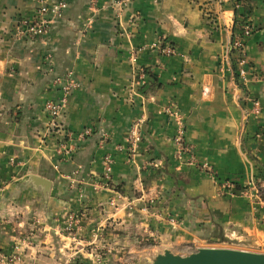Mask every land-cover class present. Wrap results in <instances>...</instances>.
I'll list each match as a JSON object with an SVG mask.
<instances>
[{"label":"crops","instance_id":"obj_1","mask_svg":"<svg viewBox=\"0 0 264 264\" xmlns=\"http://www.w3.org/2000/svg\"><path fill=\"white\" fill-rule=\"evenodd\" d=\"M40 1L54 2L0 0V264L15 253L18 264H55L59 252L49 245L62 224L55 217L82 203L99 216L116 189L119 222L159 231L156 257L199 240L264 254V187L259 205L218 191L226 182L240 191L251 177L264 185V0H251L246 13L247 83L229 54L238 0H134L120 22L114 0H69L48 34L32 40L22 23L38 18ZM141 71L146 82L136 87ZM68 73L79 88L51 128L45 105L60 98L53 82ZM169 110L183 116L187 143L214 174L177 159ZM143 115L134 162L127 137ZM91 129L67 143V133ZM66 143L76 148L71 157L61 151ZM106 156L114 160L110 190ZM32 176L49 180L50 191ZM25 239L36 243L25 249Z\"/></svg>","mask_w":264,"mask_h":264},{"label":"rangeland","instance_id":"obj_2","mask_svg":"<svg viewBox=\"0 0 264 264\" xmlns=\"http://www.w3.org/2000/svg\"><path fill=\"white\" fill-rule=\"evenodd\" d=\"M105 188L110 190L114 186L111 185L110 181L108 188ZM114 191H116V195L109 202L111 208L105 207L103 209L102 207L97 209L99 216H94L90 206L82 203L63 215L55 217L62 222L58 227L60 235L57 238L59 242L55 243L51 240L49 245L53 250L59 252V258H55V264H138L140 261L149 263L156 257V249H158L156 234L159 231L152 230L149 222H144L139 228H135L134 225L128 223L122 224V221L119 222V215L114 213L118 210L117 203L121 194L117 189ZM113 199H115L114 205H112ZM110 217L111 219H109ZM146 217L150 218L148 213L142 215V218L145 219ZM69 222H74L72 228L68 225ZM124 234L125 241H121L119 235ZM26 239L21 241L20 245L25 249L32 248L31 246L36 241L29 242ZM170 246L173 254L182 257L189 256V253L196 250V248H235L231 244H225L217 240L191 241L174 247L173 245ZM238 249L257 250V248L246 247ZM159 251L161 250L159 249ZM139 253L143 255L140 256ZM17 257L18 260L15 264L20 263L21 260L19 253H17ZM1 263L8 264L5 261H1Z\"/></svg>","mask_w":264,"mask_h":264},{"label":"built area","instance_id":"obj_3","mask_svg":"<svg viewBox=\"0 0 264 264\" xmlns=\"http://www.w3.org/2000/svg\"><path fill=\"white\" fill-rule=\"evenodd\" d=\"M134 0H114L113 6L116 13V19L120 22L122 20V16L125 12V10L130 6V4ZM41 5L38 9V18L33 22H23L22 23V31L21 34L24 36H27L29 39L36 40L45 37L52 24L60 19L63 16V13L68 8L69 0H54L52 5H47L43 1H40ZM252 33V28L250 25H246L243 28V38L236 37L233 42L230 44L229 48V54L231 48L234 50H240L241 56L238 61L237 65V74L242 81V83H247V72L245 71V65H246V56L244 53V43L243 41L250 37ZM156 48L158 47L155 46ZM163 52L168 55H174L175 51L172 48H166L163 50ZM135 55V54H134ZM138 78V79H137ZM146 75L143 71L139 72L137 77L134 80V86L140 85V83H145L146 81ZM53 86L55 88H58L61 96L57 101H48L45 105V112L49 116L50 120V126L51 128H57L60 127V120L63 116L64 111L67 108V105L69 103V100L75 90L79 88V83L73 80L72 73H68L63 78H58L53 82ZM171 115H173V118L175 119L177 123V130L176 135L174 137V144L176 146V156L177 159L181 162H186L190 165L196 166L206 173L214 174L212 168L208 166L207 164H200L198 160L196 159V155L194 154L193 147L187 143L186 137H185V124L183 116L177 112V111H168ZM146 119L143 116L137 118L127 137V145L126 149L129 153V156L132 161H136V159L139 156V149L143 142V127L145 125ZM93 129L91 130H85L83 133L80 134H73V133H67L66 138L67 143L72 141L74 138L78 139H84L85 137H88L93 134ZM103 137L106 138V135L102 133ZM69 141V142H68ZM66 143L65 146L61 148V151L65 153L66 157H71L75 152L76 148L73 146H69ZM187 158V159H185ZM103 183L105 187L108 188V184L111 181V176L113 173V166H114V160L111 156H106L103 160ZM264 185H262L258 180H256L254 177L249 178V180L246 181L244 188H242L240 191H237V188L234 184L230 182H226L223 184H219L218 191L220 195L224 196H233L240 194L243 197H248L253 200L257 205L262 204L261 194H262V188ZM115 204V199L112 201V205ZM74 222H69L68 225L72 228V225ZM30 242V240H29ZM200 248H196V250L191 251L190 254L197 253ZM187 251H189L187 249ZM16 260H18L17 254H13L9 257L3 258V261H5L8 264H15Z\"/></svg>","mask_w":264,"mask_h":264},{"label":"water","instance_id":"obj_4","mask_svg":"<svg viewBox=\"0 0 264 264\" xmlns=\"http://www.w3.org/2000/svg\"><path fill=\"white\" fill-rule=\"evenodd\" d=\"M31 183L43 188L46 193L52 186L49 180L36 176L31 177ZM152 264H264V254L231 249H200L197 253L182 257L165 251Z\"/></svg>","mask_w":264,"mask_h":264},{"label":"trees","instance_id":"obj_5","mask_svg":"<svg viewBox=\"0 0 264 264\" xmlns=\"http://www.w3.org/2000/svg\"><path fill=\"white\" fill-rule=\"evenodd\" d=\"M250 2H251V0H238L236 3V5H241L243 10L241 13L238 9H236V6H235L234 36H233V39L231 41L232 46H233V42H234L235 37H237L236 35H238V37H240V38H243V28L249 24L247 22V17H246L247 14L246 13L250 12V9H251ZM237 30H239L238 33H237ZM243 43L245 44L246 41L244 40ZM241 51H243V49L234 50L233 48H231V50H230V60H231L232 66L235 70L236 77H238L237 65H238L239 58L241 56ZM235 55H236L237 59L235 58Z\"/></svg>","mask_w":264,"mask_h":264}]
</instances>
